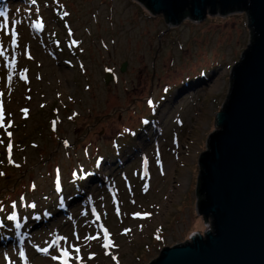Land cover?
<instances>
[{
    "label": "rangeland",
    "instance_id": "obj_1",
    "mask_svg": "<svg viewBox=\"0 0 264 264\" xmlns=\"http://www.w3.org/2000/svg\"><path fill=\"white\" fill-rule=\"evenodd\" d=\"M36 7L46 25L42 32L32 27L29 10ZM5 10L7 31H17L20 47L6 41L9 59L17 61L11 83L0 58V104L10 114L8 130L13 133L10 163L9 140L0 129V203L10 212L16 201L19 216L29 219H21L19 230L8 221V227H0V264H23L20 248L28 264H58L35 246H43L50 233L51 238L71 237L74 230L95 234L98 229L79 227L84 222L79 213L93 206L107 213L101 222L118 247L105 250L93 241L82 247L81 264H116L112 255L119 264H148L164 247L205 233L209 224L196 210L198 160L228 96L231 68L249 44L247 13L207 15L202 22L185 19L168 28L162 14L152 15L137 0H37L35 6L30 0H0V11ZM64 11L70 15L61 20ZM72 39L79 43L72 45ZM25 70L27 81L19 79ZM108 72L115 81L106 83ZM23 108L29 109L27 118ZM156 149L163 170L156 163ZM81 167L94 173L87 185L72 176ZM57 169L61 193L54 189ZM85 194L92 197L88 203ZM32 203L36 209L27 207ZM44 211L52 215L31 219ZM136 212L151 215L134 218ZM126 228L132 231L122 235Z\"/></svg>",
    "mask_w": 264,
    "mask_h": 264
},
{
    "label": "water",
    "instance_id": "obj_2",
    "mask_svg": "<svg viewBox=\"0 0 264 264\" xmlns=\"http://www.w3.org/2000/svg\"><path fill=\"white\" fill-rule=\"evenodd\" d=\"M168 28L246 12L250 40L231 68L228 96L199 155L198 215L209 224L148 264H264V0H137ZM124 63L121 72H125ZM106 83L115 81L112 72Z\"/></svg>",
    "mask_w": 264,
    "mask_h": 264
},
{
    "label": "snow or ice",
    "instance_id": "obj_3",
    "mask_svg": "<svg viewBox=\"0 0 264 264\" xmlns=\"http://www.w3.org/2000/svg\"><path fill=\"white\" fill-rule=\"evenodd\" d=\"M58 2V0H57ZM31 5L35 6L37 5V0H30ZM47 7V5H45ZM17 11H20V9H17ZM29 11L32 12L33 15V20H32V27L37 31V32H42L45 30V22L43 21L42 18L38 17V14L40 13V8L36 7L33 9H30ZM70 15L69 12L64 11L63 15L60 17L61 20L65 19ZM0 17H3V23H0V58H3V66L7 68L8 74H7V81L9 83L12 82L13 80V72L16 71L17 68V61L16 59H9L11 56V53L6 51V41L10 40V43L13 46L20 47L18 44V33L14 29L9 33L7 31L8 25H9V15L8 12L5 11H0ZM65 27L67 28V35L68 37H73V31L71 27L67 24H65ZM57 46H59V41H56ZM79 41L77 39H72L71 44L72 45H77ZM23 51V50H22ZM27 58L29 60L33 59V56L31 53L28 54ZM83 67V65H81ZM25 70L24 72H21L19 75V79L23 81H27L28 77L25 75ZM39 78V77H37ZM4 95V93H0V96ZM30 99V97H29ZM147 103L151 106L153 104L152 100H148ZM41 107H44V105H40ZM25 118H27V115L29 113L28 108H23L22 109ZM76 115V114H73ZM10 114L6 115L5 109L3 107V104H0V129H3L4 133L6 134L7 139L9 140V143L7 144V152H8V159L9 162L12 163L11 155H12V143L11 139L13 136V133L9 131L12 127V122L9 119ZM69 119H72V116H69ZM6 121H8L6 123ZM59 122V117H57L56 120L52 121V130H56L57 123ZM143 124L148 125L149 120L144 119L142 121ZM127 131V130H126ZM65 146L68 145V141H64ZM4 144V137L0 136V145ZM101 160L102 158H98L95 161V168L99 169L101 166ZM156 163L160 166L161 170H163V163L162 160L160 159V153L159 149H156ZM142 166L144 170V175H148V168H149V158L147 155L142 157ZM16 167H19V165H16ZM4 173L0 172V175H3ZM94 173L88 172L85 168L81 167L77 171H74L72 173V176L75 178L76 181H79L81 185H87L89 182V178L93 175ZM125 180H127V177H124ZM36 185L33 184L32 188L35 189ZM54 189L56 193H61L62 187H61V179L59 175V170H56V175L54 177ZM47 199V198H45ZM70 199V197H69ZM19 200L23 202L25 200V197L21 196L19 197ZM92 200L91 196H88L85 194V199L84 203H88L89 201ZM100 200L103 201L104 197L101 196ZM135 203V201H133ZM23 206V205H21ZM59 206L63 208L65 206L64 198L60 197L59 198ZM11 211L10 212H5V207L2 203H0V212H5V215L3 218H0V227H8L5 223V221L12 222V226H14L15 230H19L22 227L21 224V219H23L25 222L29 219V216H23L20 217L19 213L17 211V202L13 201L11 203ZM27 207L31 209H36L37 205L35 203L27 205ZM100 208L105 207L103 203L99 205ZM80 216L84 218V222L79 225L80 228L83 229H98V231L95 232V234H88L87 232L83 235H81L80 231L74 230L73 234L71 237L67 235H62V234H57L54 238H51V233L49 234L50 238L45 240L43 242V246L36 245V250L39 252L44 253L45 255L49 256L50 259L54 262H58V264H81V261L83 259L81 253H82V247L85 249L88 247V245L95 241L97 244H100L101 247H103L105 250H108L113 247H118L115 243V241L111 237V233L108 227L105 226L104 223L101 222L102 215H107L106 212L101 213L97 210V207L93 206L90 208V210H84L81 211ZM116 214L120 215V209H116ZM52 213L49 211H44L43 213L40 214H34L31 215V219L35 221H39L42 216H51ZM150 213L145 214V216H141L140 212H136L134 215V218L140 217V218H146L147 216H150ZM93 216L95 219L94 220H89L88 217ZM73 219L72 216H68V220L71 221ZM132 231L131 228H126L122 235H127ZM19 234V233H17ZM160 237L157 236V239ZM86 242V243H85ZM21 243H24L21 241ZM51 250V251H50ZM107 255H111L110 252L106 253ZM95 253H92L91 255L87 256L88 260H91L94 257ZM19 257L23 261V264H28V258L25 253L24 248L19 249ZM114 261H116V264H119V260L115 255H112L111 257ZM5 259H9L7 255H5ZM9 264H12V261L9 260Z\"/></svg>",
    "mask_w": 264,
    "mask_h": 264
},
{
    "label": "bare ground",
    "instance_id": "obj_4",
    "mask_svg": "<svg viewBox=\"0 0 264 264\" xmlns=\"http://www.w3.org/2000/svg\"><path fill=\"white\" fill-rule=\"evenodd\" d=\"M219 83V82H218ZM164 133V130L162 131ZM157 142L159 143V140H157ZM160 155H161V152H160ZM167 171V170H166Z\"/></svg>",
    "mask_w": 264,
    "mask_h": 264
}]
</instances>
